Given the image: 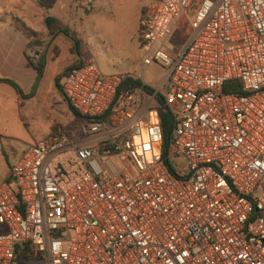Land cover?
I'll list each match as a JSON object with an SVG mask.
<instances>
[{"label":"built area","instance_id":"built-area-1","mask_svg":"<svg viewBox=\"0 0 264 264\" xmlns=\"http://www.w3.org/2000/svg\"><path fill=\"white\" fill-rule=\"evenodd\" d=\"M137 40L157 87L120 89L137 77L94 60L65 71L82 135L57 128L12 166L0 264H264V0H151Z\"/></svg>","mask_w":264,"mask_h":264},{"label":"rangeland","instance_id":"rangeland-1","mask_svg":"<svg viewBox=\"0 0 264 264\" xmlns=\"http://www.w3.org/2000/svg\"><path fill=\"white\" fill-rule=\"evenodd\" d=\"M23 8L34 11L28 3H25ZM48 11L44 15L35 12V19L43 20L45 16L50 15ZM51 12L63 18L72 33L82 35L83 39L77 53L74 50L71 51L72 45H75L74 40L62 33L59 53H54L45 60L44 84L42 83L39 87L37 83L32 94H24L25 98L20 100L22 105L20 110L13 111L9 118L7 109L0 108L2 114L0 124L8 128L7 132L2 131L3 135H10L16 142L26 143V145L43 139L57 128L62 129L72 138L81 136V120L66 107L56 83L50 81V78L56 75L62 86L64 68L70 65L74 58L82 59L81 61L94 60L104 74L132 73L153 87L159 85L158 79L163 73L160 61L143 66L145 54L137 40L139 22L137 25L132 22L130 11L126 9L122 11L117 7L108 11L105 9L87 11L74 1L59 0ZM91 15L96 16L91 18ZM20 17L22 18L21 15ZM25 22L29 24L27 20ZM185 29V27H179L173 30L164 43L168 50L176 53L184 46L187 39V35L184 34ZM3 85L16 93L17 90L9 84ZM0 92L4 98L8 95L4 89Z\"/></svg>","mask_w":264,"mask_h":264},{"label":"crops","instance_id":"crops-1","mask_svg":"<svg viewBox=\"0 0 264 264\" xmlns=\"http://www.w3.org/2000/svg\"><path fill=\"white\" fill-rule=\"evenodd\" d=\"M69 2L74 1L78 3L80 6L84 7L87 11H93L95 9H105L110 10L113 7H117L119 9L130 11V19L132 22H139L141 11L143 7H145L151 0H68ZM59 0H56L54 6L50 9H46L41 6L37 0H0V76L8 77L10 76L13 80H15L21 88L22 93L13 87L11 84L0 81V90H6L8 95L5 98L0 92V108L7 109L8 118L11 116L13 111L20 110L21 98H25L24 94H32L36 88L38 83L39 87L44 84L45 78V60L50 58L52 55L58 54L60 51L59 41L61 40V34L63 32V27H66L68 32L76 37L79 40L78 47L75 45L71 47V51L79 52L81 40L83 36L78 33H72L69 25L64 22L63 18L56 14H51V10L54 9ZM28 3L33 8V12L30 9L23 8L24 4ZM49 10V11H48ZM56 18L57 22L52 24L51 31L46 25L45 18L43 20H37L35 12H40L43 15L45 13ZM128 13V12H127ZM22 16V18L20 17ZM96 15H91L92 18ZM129 17V16H128ZM14 18H19L25 22L28 21V27L33 29L37 35L38 40L41 44L32 46L34 47L33 55L30 57L34 63L38 61H43V69L42 72L38 73L36 67L29 64V47H27L29 39L18 29L14 24ZM25 19V20H23ZM184 27L181 21L176 22L174 28ZM136 29V26H135ZM135 31V30H134ZM185 33V32H184ZM98 34V33H97ZM69 36V35H68ZM70 37V36H69ZM71 38V37H70ZM72 39V38H71ZM85 40V39H84ZM86 41V40H85ZM82 60V59H81ZM79 58H74L72 64L76 62H80ZM66 66L65 71L70 66ZM64 71V72H65ZM136 76V75H135ZM137 77V76H136ZM59 77L52 76L50 81L55 82L56 86L59 88L57 80ZM3 84H9L17 91L16 93L5 87ZM60 95L64 100L66 107L70 110L69 105L66 99L63 96L61 89L59 88ZM37 93V92H36ZM72 113V111L70 110ZM73 114V113H72ZM74 115V114H73ZM75 116V115H74ZM76 117V116H75ZM2 114L0 111V122H1ZM77 118V117H76ZM7 127H4L0 124V185L9 179V174L12 166L17 162L20 158L23 151L27 148L28 145L26 143H18L16 142L12 136L3 135L2 131H8ZM82 135V129L80 130Z\"/></svg>","mask_w":264,"mask_h":264},{"label":"trees","instance_id":"trees-1","mask_svg":"<svg viewBox=\"0 0 264 264\" xmlns=\"http://www.w3.org/2000/svg\"><path fill=\"white\" fill-rule=\"evenodd\" d=\"M37 2L43 6L44 8L46 9H50L54 6L56 0H37ZM45 22H46V25L47 27L49 28V30L51 31L52 29V24L54 22H57L56 18L53 17V16H46L45 18ZM13 24L21 30V32H23V34L29 39L28 41V44H27V47H31V46H36V45H39L41 44L40 41L38 40V35L37 33L31 29L30 27L27 26V24L22 21L21 19L19 18H14L13 20ZM63 32L67 35H69L75 42V47H78L79 45V40L72 36L66 27H63ZM28 59H29V64L36 67L37 70H38V73L40 75V73L42 72V69H43V61H38L37 63H34L33 60L30 58V56H28ZM0 81H3V82H6V83H9L11 84L13 87H15L17 90H19L21 93V88L20 86L18 85V83L13 80L12 78L10 77H5V76H0ZM57 83H58V86L59 88L61 89L62 91V86L61 84L59 83V78L57 80ZM142 83V80L140 78H134V77H128V76H125L122 81H121V84H120V89L122 88H125V87H128V86H136V85H140ZM150 88V87H149ZM224 89L225 90H230V83H227L225 86H224ZM68 103V102H67ZM69 105V104H68ZM69 108L70 110L72 111V113L78 118V119H82L83 117L73 108L69 105ZM159 111H160V115H161V121H162V129H163V151H164V154L166 155L167 154V150H168V139H169V135H170V130H171V127H172V119H171V114L169 112V110L161 105L159 107Z\"/></svg>","mask_w":264,"mask_h":264}]
</instances>
